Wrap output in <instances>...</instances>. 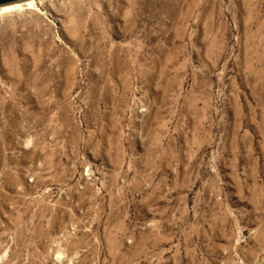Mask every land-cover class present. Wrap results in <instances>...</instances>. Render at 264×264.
Listing matches in <instances>:
<instances>
[{
	"label": "rangeland",
	"instance_id": "rangeland-1",
	"mask_svg": "<svg viewBox=\"0 0 264 264\" xmlns=\"http://www.w3.org/2000/svg\"><path fill=\"white\" fill-rule=\"evenodd\" d=\"M37 1L0 3V264H264V0Z\"/></svg>",
	"mask_w": 264,
	"mask_h": 264
},
{
	"label": "bare ground",
	"instance_id": "bare-ground-1",
	"mask_svg": "<svg viewBox=\"0 0 264 264\" xmlns=\"http://www.w3.org/2000/svg\"><path fill=\"white\" fill-rule=\"evenodd\" d=\"M36 3H37V5H39V4H41V1L38 0ZM29 4L34 5L35 4L34 0H29Z\"/></svg>",
	"mask_w": 264,
	"mask_h": 264
},
{
	"label": "water",
	"instance_id": "water-1",
	"mask_svg": "<svg viewBox=\"0 0 264 264\" xmlns=\"http://www.w3.org/2000/svg\"><path fill=\"white\" fill-rule=\"evenodd\" d=\"M10 1H14V0H0V3H5V2H10Z\"/></svg>",
	"mask_w": 264,
	"mask_h": 264
}]
</instances>
